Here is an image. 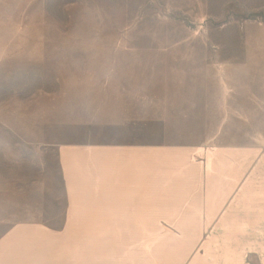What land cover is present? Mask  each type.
Segmentation results:
<instances>
[{
  "label": "crops",
  "instance_id": "1",
  "mask_svg": "<svg viewBox=\"0 0 264 264\" xmlns=\"http://www.w3.org/2000/svg\"><path fill=\"white\" fill-rule=\"evenodd\" d=\"M237 1L243 4L239 16L264 14V0ZM83 19L28 24L22 38L5 41L8 54L33 65L21 77L15 74L22 81L8 87L10 96L0 97V213L13 211L11 201L25 199L24 211L2 214L0 223H98L104 234L105 223H133L136 229L137 223L184 222L189 215H144L172 206L168 200L190 197L175 193L186 189L176 177L184 175L183 165L168 156L160 160L159 153L203 152L190 146L192 111L200 112L201 125L207 111L264 110V19L242 21L246 38L255 37L215 43L236 48L226 60L229 70L217 73L189 69L192 47L207 51L211 42L185 38L173 24ZM240 46L246 47L241 59ZM244 84L261 90V107L248 90L240 96L236 88ZM15 185L23 186L20 192ZM205 189L204 182L199 191ZM223 217L204 215L200 221H227ZM259 217L230 221L262 222L264 237V214ZM47 231L22 226L16 237L15 231L6 236L0 264L19 254L9 248L34 242L31 235L39 247L60 241ZM261 254L264 264V247Z\"/></svg>",
  "mask_w": 264,
  "mask_h": 264
},
{
  "label": "rangeland",
  "instance_id": "2",
  "mask_svg": "<svg viewBox=\"0 0 264 264\" xmlns=\"http://www.w3.org/2000/svg\"><path fill=\"white\" fill-rule=\"evenodd\" d=\"M135 2L139 3L135 5ZM239 5L243 4L237 0H0V97L10 96L13 89L9 91L8 87L20 83L21 72L30 71L33 65L22 55L8 54L5 45L7 38H22V30L28 24L85 21L83 16L101 22H118L124 18L140 23H170L175 29H182L185 38L211 42L207 51L192 47L189 69L217 73L229 70L226 68L230 63L226 60L236 54V48L233 51L230 46L216 48L215 43L246 38L247 33L241 30L246 23L242 21L264 19L260 12L239 16ZM179 32L183 37L182 31ZM255 36L249 33L246 39ZM249 50L254 53L258 48ZM243 54L246 47L240 46V59ZM236 90L240 96L248 90L255 106H262L261 90L246 84ZM206 114V123L201 120L200 125V112H191L194 119L190 146L201 147L203 152L192 156L196 148L190 151L175 148L159 153L160 160L168 156L183 165L184 175L176 177L186 189L175 193L190 197L168 200L172 206L159 207L152 213L143 211L144 215L166 218L189 215L184 222L137 223L136 229L133 223H105L108 230L105 228L104 234L99 233L98 223H0V237L15 225L0 238V252L7 250L2 247L6 236L15 231L16 237L22 226L26 229L42 226L48 235L55 233L61 241L39 247L37 236L31 235L29 239L34 242L24 241V245L15 242L19 247L8 249L9 253L16 250L19 254L9 255L5 264H261L263 223L230 220L247 216L257 219L264 214V110L207 111ZM173 135L178 138L177 134ZM204 182L205 191H199ZM13 188L20 192L18 188L23 186ZM24 201L23 197L11 201L15 206L13 211L0 215H13L15 209L24 211L21 205ZM204 215H223L227 221L202 222ZM92 224H96L94 229ZM109 226L115 230L110 232Z\"/></svg>",
  "mask_w": 264,
  "mask_h": 264
},
{
  "label": "bare ground",
  "instance_id": "3",
  "mask_svg": "<svg viewBox=\"0 0 264 264\" xmlns=\"http://www.w3.org/2000/svg\"><path fill=\"white\" fill-rule=\"evenodd\" d=\"M163 229V228H162ZM160 231V230H159ZM163 234V233H162Z\"/></svg>",
  "mask_w": 264,
  "mask_h": 264
}]
</instances>
